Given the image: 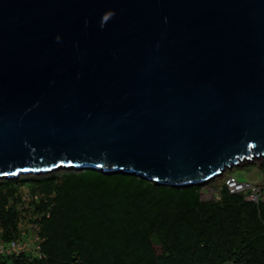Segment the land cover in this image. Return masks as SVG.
Listing matches in <instances>:
<instances>
[{
    "label": "water",
    "instance_id": "1",
    "mask_svg": "<svg viewBox=\"0 0 264 264\" xmlns=\"http://www.w3.org/2000/svg\"><path fill=\"white\" fill-rule=\"evenodd\" d=\"M264 159V0H0V180L203 186Z\"/></svg>",
    "mask_w": 264,
    "mask_h": 264
},
{
    "label": "trees",
    "instance_id": "2",
    "mask_svg": "<svg viewBox=\"0 0 264 264\" xmlns=\"http://www.w3.org/2000/svg\"><path fill=\"white\" fill-rule=\"evenodd\" d=\"M22 220L40 227L43 258L2 255L0 264H264V202L224 183L203 202L198 186L92 170L1 181L0 240H20Z\"/></svg>",
    "mask_w": 264,
    "mask_h": 264
},
{
    "label": "built area",
    "instance_id": "3",
    "mask_svg": "<svg viewBox=\"0 0 264 264\" xmlns=\"http://www.w3.org/2000/svg\"><path fill=\"white\" fill-rule=\"evenodd\" d=\"M223 183L229 190L230 194L243 195L247 202L254 204L264 202V184H259L257 182L239 183L231 175L225 176ZM219 196L220 195H218V199ZM22 200L26 204H29L32 201L29 194H22ZM34 219L37 220L38 216ZM18 230L21 235L20 240L10 242L0 240V256L32 254L42 259L43 257L41 255V244L43 240L40 237V227L36 223H32L30 226H27L26 223H23L22 220L18 227Z\"/></svg>",
    "mask_w": 264,
    "mask_h": 264
},
{
    "label": "rangeland",
    "instance_id": "4",
    "mask_svg": "<svg viewBox=\"0 0 264 264\" xmlns=\"http://www.w3.org/2000/svg\"><path fill=\"white\" fill-rule=\"evenodd\" d=\"M76 170H59L50 175L38 176V175H29V176H21L18 179H14L12 181H20L22 179H44L51 175H59L66 172H74ZM78 172V171H76ZM231 175L236 181L239 183H247V182H257L259 184H264V159H254L253 162H248L242 164L241 166L233 169L226 170L220 177L215 179L214 181L205 184L203 186H199L200 188V196L203 202H214L218 200V195H220V188L223 185L225 176ZM5 181V180H0ZM8 181V180H6ZM23 194L27 195V190L23 189Z\"/></svg>",
    "mask_w": 264,
    "mask_h": 264
}]
</instances>
